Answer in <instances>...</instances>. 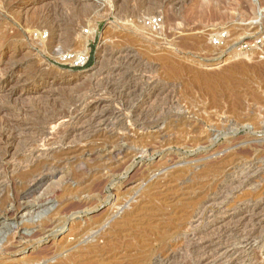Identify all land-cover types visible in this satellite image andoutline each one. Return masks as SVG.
Instances as JSON below:
<instances>
[{"label":"rangeland","instance_id":"374dc122","mask_svg":"<svg viewBox=\"0 0 264 264\" xmlns=\"http://www.w3.org/2000/svg\"><path fill=\"white\" fill-rule=\"evenodd\" d=\"M30 1L0 0V61L5 60L0 77L11 62H6L8 56L21 53L15 61H23L27 83L51 84L48 93L11 103L8 94L0 96V131L9 122L26 125L13 138L15 150H43L37 136L49 117L98 99H106L108 117L128 113L149 98L157 103L147 113L144 109L142 119L149 120L144 127L127 123L132 131L128 141L120 140L125 130L93 137L90 119L91 136L78 142H83L80 148L70 146L75 152L65 156L69 164L28 200L55 199L60 204L56 190L71 178L80 188L67 198L78 206L73 216L56 235L47 234L24 250L3 248L0 264H157L172 253L174 264H197L184 236L204 235L212 221L209 214L216 220L252 200V193L256 197L264 191V163L249 167L257 154L264 157V2L178 0L179 6L172 7L173 0H59L27 17L21 8ZM220 2L221 9L213 6ZM147 18L162 22L149 28ZM81 38H89L92 65L84 70L61 66L59 55L83 51ZM197 38L198 43L190 40ZM226 42L231 43L227 48ZM222 51L219 61H211ZM164 138L179 142L161 147ZM118 144L134 153L104 162L97 156ZM122 165L130 169L121 170ZM107 176L112 182L107 183ZM84 192L92 199L83 205L79 194ZM0 219L18 221L5 215ZM27 224L23 228L32 232ZM256 238L242 264H264V225Z\"/></svg>","mask_w":264,"mask_h":264},{"label":"bare ground","instance_id":"6f19581e","mask_svg":"<svg viewBox=\"0 0 264 264\" xmlns=\"http://www.w3.org/2000/svg\"><path fill=\"white\" fill-rule=\"evenodd\" d=\"M262 1L264 2V0H262ZM58 2H59V0H31L30 3H25V6H23L21 8V12L24 16H27V17L35 16V15L39 14L40 12L43 13L44 10L48 9L50 6H52L53 4H56ZM180 5H181V2H180ZM238 5L239 4L234 3L235 7H237ZM171 6L172 7L179 6L178 0H173V4H171ZM213 6L215 8H220L221 6L224 7L221 4V2L217 3L216 5H213ZM232 6H233V4L229 5V7H232ZM234 6H233V8H234ZM239 6H241L243 9H245L243 5H239ZM214 7H213V9H214ZM208 8L212 9V6L211 7L209 6ZM217 11H219V10H217ZM212 17H214L213 14H212ZM250 28L252 31L257 30L256 26H254L253 28L251 26ZM262 29L263 28H261V30ZM73 30H74V27H73L72 31ZM258 30H260L259 27H258ZM247 32H248V30H247ZM72 36H73L72 33L68 36L69 39L66 41L67 44L71 43ZM199 39L197 38V40L196 39H190V40L198 43L200 41ZM81 40H82V38H81ZM81 43L83 46V51L85 53H88V51H89L88 50L89 38H83ZM229 43L228 42L225 43L226 48H227V46L229 47V45L231 44V43L230 44ZM230 49H232V48L230 47ZM230 49H227V50L225 49L226 50L225 52H228ZM221 54H223V51L217 54L219 57H217L216 59L213 56L214 58L212 57L213 59L211 58V61L212 60L219 61L221 59V56H220ZM18 55H21V53H19V54L12 53L11 55L8 56L9 60H6V62L10 61V60H11V62L7 64L9 67L7 65L5 66L7 68L4 67V72H3L2 76L0 77V96L2 94H5V95L8 94V98H9L8 100L10 101L9 103H11L12 101H15L16 99L22 98V97L23 98H32L38 94L39 95L45 94V92L48 93L49 92L48 87L49 88L51 87V86H48V85H51L49 83L40 84V85H33V84L29 85L27 83L28 81H26L25 78L23 77L22 72L25 68L24 63H22L23 61L22 62H21V60H17L19 62L15 61V59L18 57ZM1 60L2 61H0V63H1V65H3L5 63V60L4 59H1ZM232 68H233V66L228 67V69H232ZM72 80H75V79L71 78L70 81H72ZM5 98H6V96H5ZM49 99L50 98H48V100ZM154 100H158V97H155ZM152 101L153 100H151V98L143 100L142 103H140V105H138L137 107L132 108L130 110L128 109L129 110L128 113L127 112L124 113L123 111L119 110L120 112L115 117H108L109 115L107 116L105 114L106 113L105 109L107 108V101H106V99L103 100V98L101 100L98 99V100L89 102V103H87V105L83 104V107L81 109H79V107H76V108L71 109L65 113L52 115L51 117L48 118V120L46 119L47 122H46L45 126H43L42 131L40 130L39 136H37L38 140H40L39 144L43 143V146H44L43 150L41 148H38L39 146L38 147L32 146L29 149L21 151V152H19L20 150L19 151L15 150L14 149V147H15L14 143L16 141L15 140L13 141V138H15L16 133L17 132L19 133V131L23 127H25L26 125H24L22 123H16L15 124V123H12L9 121H8L9 125L5 123L6 125L3 126L1 128V131H0V142H2L4 144L3 150L0 151V218L3 217V215H5V216L13 217V218H18V221L16 223H12V224H6L3 222H0V251L3 248H6L7 246H8L7 248L13 247L17 251L24 250L28 246V243L29 244L30 243H32V244L36 243L38 240H40L43 236H46L47 234L56 235V233L58 231L62 230L65 227V226H63L62 222L65 221V219L67 217L73 216V214L75 212V207H74L75 204L74 205H72L73 203L70 204L69 203L70 199H67V198L76 191H77V193H79L80 188H79V186L75 185V182H73V179H71V178L68 179V182L65 184V186L63 188H58L57 190L55 189L56 194L53 192L56 196H58V197L55 196L57 198V200H58V198L61 199V201L60 200L59 201L62 204L57 203V201L55 199L54 200L56 202L54 200L46 199V198L45 199L41 198L40 200H38L39 199L38 198L35 201H28V200L34 193H36L37 191L38 192L41 191L42 188L47 184V182H49L50 180L55 178L56 175L62 169H64L67 166V164H69V162L67 161L65 156L66 155L68 156V154H73L75 152V151L74 152L72 151L74 148L70 147L71 145L79 144L78 143L79 141H83L84 139H88V138H85V135L88 134L89 130H90L89 128H87L88 126H90V124H89L91 122L90 119L93 120V128L91 129L92 130L91 133H92L93 137H94V135L96 136V135H100L102 133H104V134L105 133L108 134V132L109 133H116L119 130L120 131L125 130V131H127V133H126L125 137H121L120 140L121 141H128L131 138L130 134L132 131L129 128H127V123L132 122L133 126L137 127V128H139V127L142 128L146 124H148L149 120H148V122H146L147 120L143 121L142 116L145 112L147 113V111H148L147 109H150L151 107H153L155 105L156 101H153V102ZM112 105H113V103H112ZM79 106H81V105H79ZM129 107H131V106H129ZM132 107H134V106L132 105ZM154 108H155V106H154ZM144 109H145V112H144ZM107 110H108V108H107ZM24 111H27V109L26 110L24 109ZM149 113H150V110H149ZM0 114H2L1 110H0ZM14 118H15V116H14ZM20 118H22V117H20ZM60 125H61V127H60L61 129L59 128V130L55 133H50V129L54 128L55 126L57 127ZM132 129H133V127H132ZM18 133H17V135H18ZM19 134L21 135L22 133H19ZM34 134H36V132ZM17 135H16V137H17ZM89 135H90V133H89ZM209 137H211V136H209ZM17 138H19V137H17ZM90 139L91 138H89V140ZM83 142L82 143L80 142L81 144H79L78 148H80V145H83ZM178 142H179V140L164 138L162 140L161 144H159V145L161 147H163V146H168V145L175 144ZM73 147H75V145ZM155 147H156V145H153L151 148H153L155 150ZM1 149H2V147H1ZM253 150H255V149H253ZM82 152H84V151H82ZM133 153H134L133 151H131L130 149H127L126 147H124V145L122 146L121 144L120 145L118 144V145H115L113 150H111V151L103 148L101 153L100 152H99V154L97 153L98 154L97 156L104 162L106 160H112V159H115L118 157L123 158V157L129 156ZM257 156H259V157L257 158ZM253 157H255V156H253ZM251 158H249V160ZM94 159H96V158H94ZM253 159L254 160L249 165L250 168H254L259 163L260 164L264 163V157L260 158V154L259 155L257 154L256 157ZM126 167H127V165L123 166L122 168H120V167L119 168L121 170L128 171V169H130V167L129 166L127 168ZM90 168H89V170H90ZM111 168H113V167H111ZM243 168H244V166H243ZM243 168H242V170H244L246 167L244 169ZM238 169H240V168L238 167ZM254 169H256V168H254ZM20 171H22V172L19 175L15 174L16 172H20ZM94 171H95V169H94ZM235 171L237 172V170H235ZM235 171H234V173H235ZM81 172H82V170H81ZM117 172H119V171H116V173ZM90 173H91V171H90ZM242 173H244V172H242ZM245 173H246V171H245ZM235 175H237V174H235ZM239 175H240V173H239ZM241 175H243V174H241ZM108 177L109 176H107V179H106V181H108L107 183H109V181L112 179L109 177V180H108ZM243 177H245V176H243ZM235 178H237V177L235 176ZM247 178H248V176H247ZM238 181L239 180L237 179L236 182H238ZM110 182H112V180ZM229 182H230V180H229ZM232 182H233V178H232ZM241 182L243 183V180ZM243 184H246V183H243ZM153 186L154 185H150L149 189L155 188ZM216 187H215V189H216ZM223 188L225 189V185ZM149 189H147V190H149ZM9 191H11V192L13 191V194H11V192H9ZM256 192H258V191H256ZM7 193H9V195L7 196L8 202H5L6 204H4L3 201H4V198L7 195ZM252 194L250 196V198L252 200H248V201L246 200L247 202H245L244 204H240V205L236 206L237 208L234 206L233 209H230L228 211L225 210L226 212H223V214H222L223 216L216 219V220H214V215H210L208 213L209 214L208 220L212 219V221L208 222L209 226L206 223L208 228L206 230L204 228L205 231L202 232L205 234L208 233L207 235H205V234L199 235V237H197L198 234L197 235L194 234V235H192V237L189 235L184 236V237H186V240H185L186 243L185 244L186 245L189 244L188 246H190V248L192 247V249H193V255L196 258L197 264H240L248 256H250L248 253V247L251 246L253 243L255 244L256 240L258 241V239L256 238L258 229H259V227L264 225V215H263V212H264V191L261 193H258V194L256 193L257 194V195L255 194L256 197L255 196L252 197ZM79 195H80V197L85 198L84 200H82V201H85V202H82V204L87 203L92 199L89 197L91 195H86L85 192L81 193ZM85 195L87 197H85ZM99 196H100V194L98 196H95V197H99ZM215 196H218V195L215 193ZM219 196H220V194H219ZM228 197H229V195H228ZM214 198H216V197H214ZM250 198H248V199H250ZM225 199H223V200H225ZM63 200H65V201H63ZM213 200H211V201H213ZM67 203H69V204H67ZM211 204L214 205L213 203H211ZM75 206L78 207L77 205H75ZM205 210H207V208H205ZM219 210H221V209H219ZM222 211H223V209H222ZM200 212H201V210H200ZM208 212H210V211H208ZM220 213H222V212H220ZM125 215H127V213H125ZM217 215H218V217L220 216L219 214H217ZM195 219H196V217H195ZM198 222L199 221H196L194 224H196ZM26 223L31 225L30 227H32V232L29 231L30 232L29 233L26 231V229L23 228ZM201 225H198V227H200ZM30 227H29V229H31ZM191 227H192V224L189 226V228H191ZM195 227H197V226H195ZM198 227L196 229H198ZM199 232H200V230L197 233H199ZM254 238H256V240ZM260 243L256 242L257 245ZM6 254H11V253L7 252ZM174 255L175 254H173V253L167 255L165 257V259L158 260L157 264H172L173 260H174Z\"/></svg>","mask_w":264,"mask_h":264},{"label":"built area","instance_id":"2783aa9c","mask_svg":"<svg viewBox=\"0 0 264 264\" xmlns=\"http://www.w3.org/2000/svg\"><path fill=\"white\" fill-rule=\"evenodd\" d=\"M162 22L161 18H147L145 23L149 28H157ZM86 36H91V31H85ZM91 51L88 53L79 51H68L58 56V63L68 69L84 70L87 69L91 63Z\"/></svg>","mask_w":264,"mask_h":264},{"label":"trees","instance_id":"16d2710c","mask_svg":"<svg viewBox=\"0 0 264 264\" xmlns=\"http://www.w3.org/2000/svg\"><path fill=\"white\" fill-rule=\"evenodd\" d=\"M92 65V61H91V63L89 64V66L88 67H90Z\"/></svg>","mask_w":264,"mask_h":264}]
</instances>
